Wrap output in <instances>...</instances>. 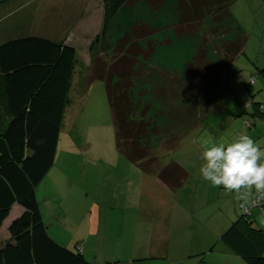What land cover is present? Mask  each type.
<instances>
[{"label":"rangeland","instance_id":"obj_1","mask_svg":"<svg viewBox=\"0 0 264 264\" xmlns=\"http://www.w3.org/2000/svg\"><path fill=\"white\" fill-rule=\"evenodd\" d=\"M230 11L245 33L246 45L209 90L223 98L227 110L216 114L204 92L202 74L187 73L186 65L197 47L205 44L208 57L216 60L217 38L210 34L209 21L191 34H176L174 0H166L157 10L138 2L107 18L101 0H7L0 4L1 32L20 22L23 26L15 29L16 34L28 31L71 43L79 59L54 164L36 188L51 235L48 228L47 232L57 243L71 250L80 248L94 264H149L159 260L133 261L138 250L131 249L146 245L159 233H166L171 244L190 241L188 235L195 228L188 224L185 213L209 225L216 221L231 224L242 214L233 196L211 187L199 172L203 163L200 138L205 132L214 142L225 144L246 134L264 147V119L260 117L264 118V0H234ZM141 23L155 33L138 41L144 49L150 44L152 53L136 60L131 98L146 109L155 124L150 141L158 165L176 161L188 171L187 180L175 191L163 187L154 172L143 176L116 148L103 82L93 81L86 93L79 90L93 54L112 61L118 42L125 34L132 38L131 28ZM4 33L15 32L8 29ZM253 102L262 104V114L256 112L258 105ZM174 144L173 149H166ZM50 192L55 196L44 201ZM94 205L100 206L97 234L90 231ZM17 209L12 208L0 226V247L10 235L5 222ZM253 209V217H258V208ZM115 254L119 257H112ZM195 258L197 264H216L217 257L199 253Z\"/></svg>","mask_w":264,"mask_h":264},{"label":"trees","instance_id":"obj_2","mask_svg":"<svg viewBox=\"0 0 264 264\" xmlns=\"http://www.w3.org/2000/svg\"><path fill=\"white\" fill-rule=\"evenodd\" d=\"M6 1L0 0V4ZM101 1L106 6V18L138 2L150 10H157L166 2ZM174 1L178 13L176 34H191L209 21L210 34L217 38V59L208 57L207 44L200 45L186 70L192 75L202 74L210 107L216 114L226 112L223 98L209 90L235 57L244 52L246 45L245 33L230 11L234 0ZM10 25L0 31V226L12 208L18 209L7 226L10 235L0 247V264H94L80 248L71 250L48 234L36 198L38 184L54 164L62 123L72 102L71 90L79 61L76 49L63 40L22 31L16 34L15 29L23 25ZM8 29L15 33L5 34ZM131 29L134 36H123L112 61H103L93 54L79 90L83 94L93 81L103 82L113 117L116 148L142 171L155 169L157 179L175 191L187 180L188 171L176 161L158 166L150 141L152 132L156 131L155 124L146 109L131 98L136 60L141 56L149 58L152 53L150 44L144 49L138 41L155 31L144 23ZM175 146L166 149L169 151ZM253 208L250 214L241 208L242 214L221 239L245 264H264V229L254 225Z\"/></svg>","mask_w":264,"mask_h":264},{"label":"clouds","instance_id":"obj_3","mask_svg":"<svg viewBox=\"0 0 264 264\" xmlns=\"http://www.w3.org/2000/svg\"><path fill=\"white\" fill-rule=\"evenodd\" d=\"M201 178L213 188H222L244 211L259 208L257 219L264 225V147L246 134L231 142L216 143L207 132L200 138Z\"/></svg>","mask_w":264,"mask_h":264},{"label":"crops","instance_id":"obj_4","mask_svg":"<svg viewBox=\"0 0 264 264\" xmlns=\"http://www.w3.org/2000/svg\"><path fill=\"white\" fill-rule=\"evenodd\" d=\"M13 16L14 13L12 17ZM19 24L21 23L19 22ZM27 33H30V35H32L31 32L27 31ZM67 44L72 45L71 43H67ZM253 103L258 105V107H255V110L260 115L261 112L260 106H262V104L260 102H253ZM260 117L261 119H264L262 118V116ZM251 126H252L251 123H249V127ZM141 172L143 176H145V174L151 175L152 172H154L155 174V169L149 172H144L141 170ZM154 176L157 179L156 175ZM157 181L168 190V188L164 184H162L158 179ZM141 184H143V181L141 182ZM51 195L52 192L45 195L43 197L44 201L47 200L49 201L51 200V197L53 198L55 196V194L52 196ZM38 203H39L42 219L44 221V217H43L44 215L42 213L40 202ZM94 206H95L93 209L94 211L90 214V229H91L90 231L92 233L97 234L100 227V206L99 205H94ZM253 210H252V216H254ZM185 217L188 220L187 221L188 224L194 226L195 228V231L193 230L194 232L188 235L189 237H191L190 241H185V244H183L178 240L177 243L171 244V240L169 239L166 233H159L158 236L157 234L155 235L153 234L152 239H150V241L145 243L146 245L143 244L142 247L139 248L133 247L131 249L132 251L138 250V257L134 258L133 261L159 260L157 262L149 261V264H191V262L197 264L198 261L196 260L195 257L199 255V253H204L205 255L212 256L213 258L217 257L215 259L216 264H243L244 260L242 261V259H239L240 257L234 254V252H232V250L221 239L222 234L230 226V224L226 225L225 221H216L211 225H209L207 221H205L204 223H200L199 219L194 218V216L189 215V213H185ZM253 220H254V225H255V221L257 223L259 222L257 217H253ZM9 222L10 221H6L5 226H8ZM46 226L48 228L49 224L48 225L46 224ZM48 232L50 234L49 228H48ZM115 255H113L112 257H119V254L118 255L115 254ZM193 258L195 259L193 260ZM117 261L118 260H116L115 262Z\"/></svg>","mask_w":264,"mask_h":264},{"label":"built area","instance_id":"obj_5","mask_svg":"<svg viewBox=\"0 0 264 264\" xmlns=\"http://www.w3.org/2000/svg\"><path fill=\"white\" fill-rule=\"evenodd\" d=\"M254 82V78H251V80H250V83H253ZM252 208L253 207H256L255 205H250ZM257 208V207H256ZM259 209V208H258ZM245 212H247L248 214H250L251 213V211H250V207H249V210L248 211H245Z\"/></svg>","mask_w":264,"mask_h":264}]
</instances>
